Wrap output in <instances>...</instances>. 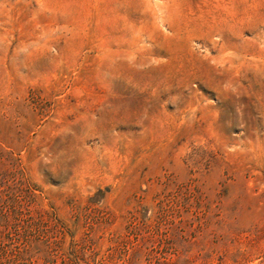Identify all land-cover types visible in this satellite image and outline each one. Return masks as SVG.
Masks as SVG:
<instances>
[{"label": "rangeland", "instance_id": "obj_1", "mask_svg": "<svg viewBox=\"0 0 264 264\" xmlns=\"http://www.w3.org/2000/svg\"><path fill=\"white\" fill-rule=\"evenodd\" d=\"M0 264H264V0H0Z\"/></svg>", "mask_w": 264, "mask_h": 264}]
</instances>
